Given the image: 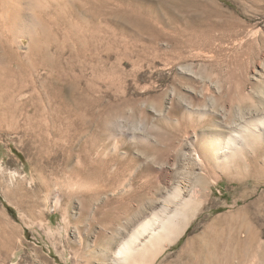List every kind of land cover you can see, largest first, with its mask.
I'll return each mask as SVG.
<instances>
[{"label":"rangeland","instance_id":"1","mask_svg":"<svg viewBox=\"0 0 264 264\" xmlns=\"http://www.w3.org/2000/svg\"><path fill=\"white\" fill-rule=\"evenodd\" d=\"M21 2L0 58L35 93L0 124V264H110L184 202L153 264H264V134L227 162L203 148L264 117V0Z\"/></svg>","mask_w":264,"mask_h":264},{"label":"bare ground","instance_id":"2","mask_svg":"<svg viewBox=\"0 0 264 264\" xmlns=\"http://www.w3.org/2000/svg\"><path fill=\"white\" fill-rule=\"evenodd\" d=\"M21 1L23 0H0L1 27H3L2 25L3 18L6 17L8 19L9 14L17 9V7H15L14 4L22 3ZM35 1L40 2L41 0H35ZM42 3L44 2L42 1ZM45 3L44 5H41L40 2V5L45 6ZM48 9L49 8H47V10ZM50 14L46 13L44 10V12H42L40 15H43L42 19L43 18L46 19L47 17L50 18ZM10 20L11 22L13 21V24L16 23L14 21L15 19L12 20V18H10ZM49 23L50 24L41 21L40 23L38 22V24H40L41 26L50 27V25L53 23L51 21V18L49 19ZM57 23H53V26L59 27ZM31 45L33 46V48L36 45L33 39L29 40V46L31 47ZM3 47L4 46H2L1 48ZM32 50L35 53L34 49ZM4 59L5 61H3V58H0V124L5 123L7 121H15L18 117H20L21 116L20 108L19 105L15 104V101H17V99H19L22 96H26V92H30V94L29 93L27 94L29 95V98L33 100L35 93L34 90L29 91L27 89L28 83L26 82L27 81L26 65L22 60H20L18 57H15L13 55L11 48ZM34 105H35L34 107L36 108L37 104L34 103ZM41 117L45 121L46 118L44 117L43 113H40V118ZM261 133L264 134V117L251 122L247 126V129L242 131L241 133L233 132L228 138H222V137L219 138L217 136L208 137V139H206L203 143V148L205 149L207 154L212 153L214 157L220 156L222 159L226 160L225 162H227L228 158L231 159V157H233L235 154L239 152L240 146L238 141H241L242 143H247V140L249 139L253 140V138L257 137ZM189 157L192 156L189 155ZM193 157H192L193 162H198L199 164L202 162V160H200L199 155L196 154V151L195 153H193ZM198 166H201V164ZM192 204L191 202L190 203L184 202L182 204L183 207L178 210L176 209L177 211L173 214V216L163 217V218L155 217L143 223L140 226V231L137 234L132 235V238L129 241H127L126 244H124L123 246L117 249L116 253L111 258L110 264H153L155 260L160 256V254L165 249H168V247L175 244L187 230L189 222L191 219H194L193 217L196 212L194 210L195 208H193L195 206H193ZM156 222H159L158 223L159 225L157 227H155V224H157ZM145 233L148 236H146L147 239L142 243L139 238Z\"/></svg>","mask_w":264,"mask_h":264}]
</instances>
